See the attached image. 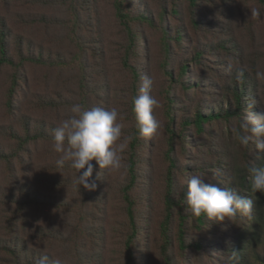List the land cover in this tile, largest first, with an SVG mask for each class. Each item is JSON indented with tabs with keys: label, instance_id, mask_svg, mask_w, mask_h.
I'll return each instance as SVG.
<instances>
[{
	"label": "trees",
	"instance_id": "1",
	"mask_svg": "<svg viewBox=\"0 0 264 264\" xmlns=\"http://www.w3.org/2000/svg\"><path fill=\"white\" fill-rule=\"evenodd\" d=\"M225 1L25 0L37 10L26 25L43 32L48 46L32 48L15 39L13 52L10 30L0 22V70L9 76L3 107L15 120L0 126L8 144L0 143V264H35L42 254L63 264H107L101 248L108 235L115 264H144L143 209L154 202L161 208L160 264H264V194L256 193L250 217L222 222L191 215L182 199L194 173L251 197L248 168L264 164V153L252 142L240 145L236 132L239 153L206 149L205 142L194 146L211 123L233 121L239 131L246 115L264 110L253 74L243 67L237 81L242 65L229 71L236 54L221 27ZM28 68L36 71L37 84L49 87L20 100ZM145 76L153 79L152 95L160 104L154 109L161 124L158 143L156 135L139 137L134 126L132 100ZM74 103L116 108L122 139L133 137L122 154V170H102L94 191L78 190L75 170L57 168L51 149L52 129ZM34 150L42 168L27 176ZM151 156L160 167L155 178ZM91 163L90 181L99 171Z\"/></svg>",
	"mask_w": 264,
	"mask_h": 264
},
{
	"label": "clouds",
	"instance_id": "2",
	"mask_svg": "<svg viewBox=\"0 0 264 264\" xmlns=\"http://www.w3.org/2000/svg\"><path fill=\"white\" fill-rule=\"evenodd\" d=\"M251 16L259 17L261 11L252 8ZM229 71L232 65H228ZM244 69L236 70L237 81L244 75ZM256 79L264 81V71L256 72ZM153 79L145 76L138 89V95L132 100V113L135 128L141 138H152L158 134L161 124L154 115V109L160 106L158 99L152 95ZM251 107V105H250ZM116 108L93 106L86 108L80 103L72 104L67 116L59 122L51 132V149L57 154L55 165L63 169L65 166L75 170L73 185L94 191L96 181L101 179L102 170L119 172L124 167L122 154L133 137L122 139L123 124ZM237 139L242 146L250 142L255 144L257 152L264 153V110L252 111L241 121ZM95 160L99 171L93 177ZM83 170V171H81ZM249 190L251 197L238 194L231 188L218 187L205 182V176L192 174L185 182L186 193L182 196L186 205L185 211L195 217L203 215L209 221L222 222L237 215L250 217L254 207L256 193L264 194V164L249 167ZM236 251H233L235 257ZM35 264H63L59 257L50 258L42 254Z\"/></svg>",
	"mask_w": 264,
	"mask_h": 264
},
{
	"label": "rangeland",
	"instance_id": "3",
	"mask_svg": "<svg viewBox=\"0 0 264 264\" xmlns=\"http://www.w3.org/2000/svg\"><path fill=\"white\" fill-rule=\"evenodd\" d=\"M252 8H258L261 11V15L257 17L251 16ZM225 18L221 27L225 28L226 32L233 39L232 52L236 54L234 59H229V64L232 68L236 69L239 66L246 67L256 79V72L264 71V4L259 3L258 0H226L225 7L223 9ZM37 10L26 4L25 0H0V22H5L6 26L10 30V45L11 52L14 51L15 39H22L23 44L27 46L31 45L32 48L39 49L40 47L48 46V39L44 36L37 27L27 26L25 20L35 14ZM208 19V17H205ZM221 28V29H222ZM223 30V29H222ZM232 47V46H231ZM225 57H218L217 61L224 60ZM155 66V61L153 63ZM37 76L36 71L32 68H28L24 73L25 80L22 82V86L19 88L17 98L23 100L27 94L40 93L45 91L49 86L40 85L35 82L34 78ZM257 80V79H256ZM9 76L7 69L0 70V126L10 125L15 120L9 119L4 111L5 93L8 86ZM259 86L258 93L264 104V81L257 80ZM35 116H40L31 113ZM237 123L226 122L222 120L220 123H211L207 126L206 135L198 137L197 146L201 142L207 144L206 149L213 147L215 149L222 148L228 149L231 152L239 153L240 148L237 146L235 138V126ZM158 135H156V142H159ZM0 143L2 146H7V143H3L0 137ZM197 152V149H194ZM157 157V149H154ZM40 152L33 151L31 158L27 160V176H37L40 173L41 160ZM206 158L202 155V159ZM154 166L151 168V176L155 178L156 173L159 172V164L156 158L151 156ZM201 159V160H202ZM3 184V170H0V185ZM45 192V191H44ZM47 193V192H46ZM161 208L159 203L146 204L143 209V214L146 219L144 222L145 236L143 240L144 244V264H160L158 247L159 241L157 236V225L160 218ZM113 215V214H112ZM31 219H34L31 215ZM106 223V222H105ZM109 227V226H107ZM216 230L211 231L209 240H213ZM102 254L107 264H115L116 259V247L113 241L108 235L107 241L103 243ZM215 254V253H214Z\"/></svg>",
	"mask_w": 264,
	"mask_h": 264
}]
</instances>
